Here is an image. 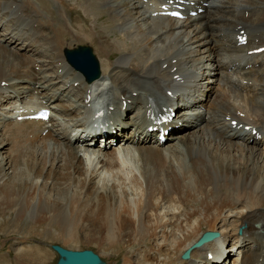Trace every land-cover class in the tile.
<instances>
[{"label":"bare ground","instance_id":"bare-ground-1","mask_svg":"<svg viewBox=\"0 0 264 264\" xmlns=\"http://www.w3.org/2000/svg\"><path fill=\"white\" fill-rule=\"evenodd\" d=\"M115 1L54 0V6L57 3L58 8L49 11L48 0H42L41 7H36L33 0H0V10L16 3L18 19L27 20L26 24L33 31L28 38H31L34 52L20 56L22 52H14L0 42V108L8 111L10 106L9 112L0 111V215L15 213V227L29 216L30 221L25 224L27 229H37L39 234L54 229L56 238L66 242L74 240L79 230L91 229L103 249L124 241L132 246L136 241L143 243L144 238L150 239L153 243L147 244L149 251L144 252L145 246L141 247L140 264L158 262L161 256H164L163 262L168 260L169 264H197L191 262L196 255L208 263L211 261L207 257L209 250L213 251L215 259L224 256L223 247L217 246L220 240L231 246L238 242L243 244L242 259L238 260L240 251L235 258L239 264L264 262V150L259 146L264 141V104L256 99L259 91L264 90V57L247 53V49L254 46L239 45L235 37V27L244 22L243 26L249 29V42L258 36L264 40V0H195L198 6H205V13L189 15L185 19L153 13L146 15L141 12L145 3L140 0H133L132 4L123 2V9H119ZM206 1H209L208 5H205ZM43 9L54 22L53 26L50 27L49 19L41 13ZM246 10H249L248 15ZM106 11L110 15L106 16ZM131 20L135 22L127 26L123 35L115 32L114 26ZM227 27L230 33L221 35L214 31ZM175 32H179L176 42L189 41L195 44L190 52L201 54L202 77L189 85L194 91L208 97L214 91L210 77L221 76L218 77L220 90H215L210 103V119L199 129H194L198 124L193 122L184 124V127H192L188 133L180 135L188 148V164L182 151L167 143L151 142L143 131L149 122L147 104L160 107L159 98L169 100L168 88L181 89L177 88L180 83L173 75L183 74V66L179 65L183 56L177 54L170 42L164 50H157L160 41ZM145 33L150 40L145 52L150 53L149 56L136 53L135 46L128 41ZM69 36L93 40L106 52L107 67L111 70L93 82L84 80L82 74L63 61V56L60 59L73 70L74 78L80 77L85 91L92 89L93 95L100 85L112 81L107 91H113L111 88L117 91L104 102L108 119L113 120L118 134L126 129L140 131L136 145L116 144L109 150L99 145L85 148L83 143L74 140L76 126L86 125V119L95 110L82 105L79 98L64 99L65 88L57 90L62 79H53L69 74L64 72L48 77L56 60L44 61L43 51L35 46V43L52 45L51 49L61 56ZM13 38L14 34L9 42L16 41ZM24 43L19 48L24 47ZM170 50L173 54L169 61L173 67H178L162 77L160 63ZM115 51L120 52L116 59ZM205 57L209 67L205 66ZM36 61L41 63L39 71L33 66ZM207 71L213 74L203 77ZM3 80L10 83L9 88L1 84ZM147 84H155L158 91ZM233 85L243 92L236 87L232 90ZM48 89L54 90L48 92ZM39 91L53 111L57 112L61 107L63 120L57 119L54 113L47 123L15 117L17 111L14 109L29 106L34 100L26 97L32 98ZM18 99L20 103H17ZM67 99L71 101L68 105ZM39 102L44 103L43 100ZM136 107L137 113L141 114L139 119L130 116ZM239 108L246 116L238 115ZM228 116L252 124L263 137H258L252 128L233 127ZM45 129L48 131L43 134ZM50 136L55 143L49 142ZM81 148L87 151L80 153ZM8 221H4L5 224ZM245 221L248 226L244 235L235 234L238 224ZM256 222L259 223L257 228ZM212 228L220 229L222 238L196 248L193 257L183 263L178 253L204 230ZM126 234L134 236L127 240ZM29 246L34 247L31 250L33 256L29 257L40 258V264H47L48 250L40 245ZM24 247L21 245L17 249H27ZM203 249H206L205 255L201 254ZM1 258L8 261L3 255Z\"/></svg>","mask_w":264,"mask_h":264},{"label":"rangeland","instance_id":"rangeland-1","mask_svg":"<svg viewBox=\"0 0 264 264\" xmlns=\"http://www.w3.org/2000/svg\"><path fill=\"white\" fill-rule=\"evenodd\" d=\"M122 1L123 2H127L125 0H122ZM48 2H49L48 5L50 7L49 11H53L55 9L54 8V0H48ZM215 11H217V10H215ZM245 13H246V11H245ZM83 23L87 24L86 21H83ZM72 37H74V36H69V37L66 38V41H68L67 44L73 45V44H76L78 42H82V41H78V40H75V39H71ZM95 52L97 53L98 57L100 58V54L101 53L98 50H95ZM29 55H31V54H29ZM46 55H47V57H50L49 56L50 53L46 52ZM44 61L48 62L50 60H47V59L44 58ZM47 66L48 65H46V67ZM46 67L44 66L45 69H46ZM37 71H39V70H37ZM103 73H106V71L103 72ZM132 74L134 75V72H132ZM5 87L9 88L10 87V83H7L5 85ZM218 90H220V88ZM218 90H217V92H218ZM260 92H261V90L259 91V93ZM256 99L258 101H260L259 99H263V98H262V96H259ZM260 102L261 103L263 102V104H264V100H262ZM70 103H67V105L70 104ZM60 109H61V107H60ZM60 109H59V111H57V113L62 115V117L64 118V114H63V112L60 113ZM53 120H54V116H53ZM59 120H62V119H59ZM128 120H130V119H128ZM106 153H108V152L106 151ZM110 154H112V153H110ZM14 219H15V213H11L9 215L6 214L5 216L0 215V229H1L0 230V262H1L0 264H40V259L39 258H37V257L30 258V257L33 256V253H31V250L34 247L29 246V245H40V246L44 247L45 249L48 248L47 250L49 252V256L47 258V264H56L57 252L55 250H53L49 246L48 242H59V243H61L63 245H66V246H71L72 245L73 247H78V248L91 247V248L95 249L96 251H98L101 254V256L103 258H105L110 264H130V263L131 264H140V259H141L142 255L141 254L137 255V253H139V252L142 253V248L141 247L143 245L145 246V248H143V249H145L144 252L145 251H149V246L147 244L150 243V242L153 243L152 241H150V239L146 240V238H144V242L143 243H140V242L136 241V242H134L132 244V246L131 245H127L125 243L126 241H124L120 245L117 244V245H115L112 248L103 249L101 247V245H99L100 242L96 238V235H94L95 234L94 230H91V229H81V230H79L78 234L75 236L76 237L75 239L78 240V242L74 239L72 241H68L69 242L68 243V242H66L65 240H63L60 237L56 238L57 237V236H55V232L56 231L54 229L46 230L44 233H40V234L36 232L37 229H35V230L34 229L33 230L27 229L25 227V224L30 221V217L29 216L24 217L22 219V222L19 223L18 227H15V224L13 222ZM24 220H26V221H24ZM4 221H8L9 223L5 224ZM213 229H216V228H213ZM8 231H10V232H8ZM29 232H30V235H29ZM35 232H36V234H33ZM129 235L130 236H127V234H126L124 237H126L127 240H131L134 235L133 236H131V234H129ZM87 238H91V240L90 241L85 240ZM74 241H76V242H74ZM21 245L22 246L25 245V247L27 249H24V250L22 249V250L18 251L17 248L20 247ZM184 248H186V247H184ZM184 248L178 253L180 258H181V253L184 250ZM203 251H205V250H203ZM1 255H3V257L7 258L8 261H4L3 258H1ZM29 255H30V257H29ZM125 257L126 258L129 257V258L126 259ZM199 258H200L199 256H194V259H199ZM163 259H164V256H161V260L162 261L159 260L157 262L156 260H154L153 263H150V264H162L163 263ZM127 260H130V262L127 261ZM168 262L169 261L167 260V264H169Z\"/></svg>","mask_w":264,"mask_h":264},{"label":"water","instance_id":"water-1","mask_svg":"<svg viewBox=\"0 0 264 264\" xmlns=\"http://www.w3.org/2000/svg\"><path fill=\"white\" fill-rule=\"evenodd\" d=\"M78 65L85 70L87 69V63H78ZM218 234L219 231L207 230L202 235L199 243H202L204 240L213 238ZM52 247L57 249L60 253V257L58 259L57 264H108L104 259L99 256L98 253H96L93 249L90 248L72 249L57 243L52 244Z\"/></svg>","mask_w":264,"mask_h":264}]
</instances>
